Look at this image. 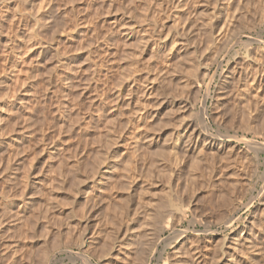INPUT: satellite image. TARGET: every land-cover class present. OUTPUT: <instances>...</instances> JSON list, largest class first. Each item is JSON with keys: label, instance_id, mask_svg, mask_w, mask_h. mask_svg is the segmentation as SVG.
Listing matches in <instances>:
<instances>
[{"label": "rangeland", "instance_id": "374dc122", "mask_svg": "<svg viewBox=\"0 0 264 264\" xmlns=\"http://www.w3.org/2000/svg\"><path fill=\"white\" fill-rule=\"evenodd\" d=\"M263 210L264 0H0V264H264Z\"/></svg>", "mask_w": 264, "mask_h": 264}, {"label": "bare ground", "instance_id": "6f19581e", "mask_svg": "<svg viewBox=\"0 0 264 264\" xmlns=\"http://www.w3.org/2000/svg\"><path fill=\"white\" fill-rule=\"evenodd\" d=\"M218 23H219V22H218ZM227 27H228V25H227ZM226 30H228V29H226V26H225V28H224V26H223V28H222V34H221V35H224V33L226 32ZM211 33H212V32H211ZM249 41H250V40H249ZM256 43H257V42H256ZM259 43H260V42H259ZM262 66H263L262 64L259 65V70H260L261 72H263V67H262ZM260 80H261V79H260ZM261 82H262V81H260V83H259L260 85H261ZM201 120H202V119H201ZM199 121H200V120H199ZM201 122H202V121H201ZM201 122H200V123H201ZM202 124H203V123H202ZM202 126H204V124H203ZM198 136H199V135H198ZM198 138H199V137H198ZM207 138H208V139H206V142H207L210 146H215V145L217 144V142H219V141H216L215 139H213V138H211V137H207ZM250 143H251V142H250ZM253 144H254V143H253ZM258 145H259V144H258ZM193 150H194V149H193ZM262 195H263V194H262ZM254 199H255V198H254ZM234 200H235V199H234ZM230 201H232L231 198H230ZM232 202H233V201H232ZM234 202H235V201H234ZM237 202H238V201H237ZM237 202H235V203H237ZM228 204H229V203H228ZM231 204H232V203H231ZM231 204H229V205L231 206ZM169 205L172 207V206H173V203H172L171 201H169ZM235 207H236V206H235ZM235 207H234V208H235ZM232 208H233V207H231V209H232ZM236 209H237V208H236ZM232 210H233V209H232ZM178 211L180 212V218L184 217L186 211L182 210L181 208H180ZM234 211H235V210H234ZM234 211H233V212H234ZM263 211H264V210H263ZM158 212H159V211H158ZM231 213H232V212H231ZM156 214H157V213H156ZM159 214H160V213H159ZM159 214H158V215H159ZM154 215H155V214H154ZM154 215H153V217H154ZM260 216H262V215H260ZM153 217H152V218H153ZM154 218L157 219L158 217L156 218V215H155ZM235 219H236V218H235ZM261 219H262V218H261ZM153 220H154V219H153ZM158 220H159V218H158ZM178 220H180V219H178ZM162 221H163V220H162ZM232 221H234V220H232ZM254 221H255V220H254ZM255 222H256V221H255ZM260 222H261V221H260ZM162 223H163V222H162ZM253 223H254V222H253ZM261 223H262V222H261ZM205 224H206V223H205ZM230 224H231V223H230ZM230 224H229V225H230ZM251 224H252V222H251ZM252 225H253V224H252ZM262 225H263V224H262ZM168 226H170V223H169V222H168V223H164V225H162L163 230L167 229ZM253 226H254V225H253ZM169 228H170V227H169ZM246 228H247V227H246ZM163 230H162V231H163ZM250 230H251V229H250ZM161 233H162V232H161ZM179 234H180V233H179ZM173 235H174V234H173ZM197 236H198V235H197ZM239 237H240V236H239ZM248 237H249V236H248ZM255 238H256V237H255ZM225 239H227V238H225ZM240 239H243V241H247V240H249L250 238L248 239L247 237H242V236H241ZM249 241H250V240H249ZM249 241H248V242H249ZM252 242H253V241H252ZM236 243H237V242H236ZM243 243H244V242H243ZM246 243H247V242H246ZM249 243H250V242H249ZM224 244H225V243H224ZM237 244H240V242H238ZM237 244H236V245H237ZM244 245H245V244H243L242 246L244 247ZM248 245H251V244H248ZM253 245H254V244H253ZM253 245H252V246H253ZM252 246H251V247H252ZM255 246H256V245H254V248H255ZM245 247H246V246H245ZM251 247L249 246V248H251ZM247 248H248V246H247ZM249 248H248V249H249ZM237 249H239V248L236 247V250H237ZM251 249H253V247H252ZM251 249H250V250H251ZM176 251H177V250H176ZM237 251H238V250H237ZM178 253H179V252H178ZM44 259L47 260L46 258H44ZM44 259H43V260H44ZM42 262H43V264H44L45 261H42ZM42 262H40V263L42 264ZM46 262H47V261H46ZM164 263H165V262H164ZM164 263H163V264H164ZM166 263H167V262H166Z\"/></svg>", "mask_w": 264, "mask_h": 264}]
</instances>
